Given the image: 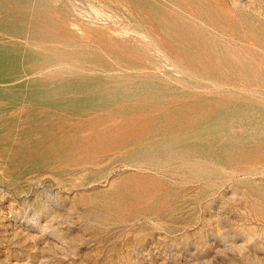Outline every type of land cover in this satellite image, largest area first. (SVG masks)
I'll use <instances>...</instances> for the list:
<instances>
[{"label":"rangeland","instance_id":"1","mask_svg":"<svg viewBox=\"0 0 264 264\" xmlns=\"http://www.w3.org/2000/svg\"><path fill=\"white\" fill-rule=\"evenodd\" d=\"M0 264H264V0H0Z\"/></svg>","mask_w":264,"mask_h":264}]
</instances>
